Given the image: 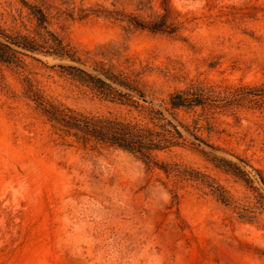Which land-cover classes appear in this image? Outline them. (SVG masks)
Listing matches in <instances>:
<instances>
[{"label": "rangeland", "instance_id": "obj_1", "mask_svg": "<svg viewBox=\"0 0 264 264\" xmlns=\"http://www.w3.org/2000/svg\"><path fill=\"white\" fill-rule=\"evenodd\" d=\"M88 64L123 72L146 94L144 107L121 104L62 72L66 59L30 52L22 67L0 61V264H264V96L230 107L176 110L211 146L187 142L159 161L200 171L225 191L146 165L118 148L81 144L57 131L26 97V80L53 103L146 121L190 82L224 95L264 85V0H167L176 33L152 32L102 14L151 19L161 0H0V28L35 35L27 6ZM170 117L168 113H166ZM190 141L196 145L190 144ZM203 151L246 169V183Z\"/></svg>", "mask_w": 264, "mask_h": 264}, {"label": "trees", "instance_id": "obj_2", "mask_svg": "<svg viewBox=\"0 0 264 264\" xmlns=\"http://www.w3.org/2000/svg\"><path fill=\"white\" fill-rule=\"evenodd\" d=\"M23 3L34 17L38 29L35 35H29L18 32L7 33L0 28L1 62L14 67H22L23 57L35 51L66 59L78 63L58 65L62 72L73 79L121 104L135 108L144 107L139 100L146 102V94L132 79L123 72L106 66L101 61L88 64L74 46L50 29L48 16L41 7L26 3V1ZM161 3L164 5L165 12L147 20L133 13L116 9H104L102 14L115 20L126 21L140 29L176 33L178 26L168 15L167 0H161ZM25 94L43 111L52 126L64 136H70L74 141L83 145L93 142L118 148L139 157L146 165L157 166L166 175L173 174L186 179L198 180L208 186L222 202L228 203L225 191L208 181L200 171L178 163L170 164L159 161L157 153L185 144L188 140L184 131L195 140L211 146L197 133L200 129L197 122L185 124L177 118L176 110H192L197 107L202 110L213 107H230L244 99L263 97L264 85L252 88L241 86L224 95H219L212 86L190 82L184 87L170 91L167 97L159 103V107L148 101V105L145 106L146 121L143 123L115 115L85 113L53 103L44 97L29 79L26 80ZM190 144L196 145L193 141H190ZM203 152L220 167L231 171L246 183L253 182L250 172L237 163L210 151ZM254 170L258 174V181L264 186V173L260 169L255 168ZM261 196L264 197L262 194Z\"/></svg>", "mask_w": 264, "mask_h": 264}]
</instances>
